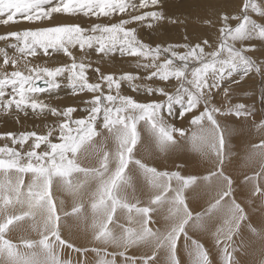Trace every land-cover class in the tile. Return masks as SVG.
I'll return each mask as SVG.
<instances>
[{
	"label": "snow or ice",
	"instance_id": "6c2138e0",
	"mask_svg": "<svg viewBox=\"0 0 264 264\" xmlns=\"http://www.w3.org/2000/svg\"><path fill=\"white\" fill-rule=\"evenodd\" d=\"M161 7L162 0H0V25H38L0 34V42L5 44L0 47V112L14 111L17 120L21 115L54 118L43 134H0L10 141L0 146V264H72L60 259L58 249L62 248L82 255L91 251L99 257L97 264H117V255L123 258L121 264H156L159 252L165 254L164 264H181L177 255L181 237L191 264H211L208 251L189 235L188 228L203 231L216 220L221 223L213 235L216 245H222L223 264H239L233 238L241 234L248 215L233 196L232 178L223 171L226 135L232 130L222 126L221 119L248 120L255 113L245 103H232L234 90L223 88L227 107L223 103L217 106L215 97L227 79L238 85L251 73L264 76V64L247 54L254 49L249 42H264V23L250 15L264 18V3L242 0L239 14H221L219 42L211 51H205V46L211 47L207 40L203 46H153L139 39L137 29L130 25L151 28L165 19L163 12L156 10ZM56 15L107 18L109 22L89 27L50 23ZM117 17L118 22H111ZM93 53L101 60L116 54L132 58L138 71L105 74L100 67H92ZM54 54H62L70 63L55 67L35 63ZM9 67L13 70L8 71ZM90 69L95 82L90 80ZM65 80L64 86L73 95L91 94L83 102L86 107L57 108L41 98L60 89ZM160 83L165 86H156ZM125 86L135 95L124 94ZM78 111L85 114L75 117ZM185 120L187 128L177 126V121ZM256 127L264 129V120ZM177 136L214 167L203 176L183 175L179 170H159L136 157L145 139L158 152L167 153L179 147ZM252 148L254 155L264 159V140ZM91 159L95 166H84V161ZM133 170L152 190L147 204L129 196V189L135 192ZM261 175L264 164L260 173L245 181H253L252 196L264 198V188L255 183ZM26 176L30 177L27 183ZM93 182L95 188L87 202L92 239L104 247L77 248L61 237V213L52 190L62 188L81 201L63 216L86 219L83 196ZM200 183H215L218 191L213 202L194 213L185 192ZM165 206V226L153 227L158 223L153 215ZM118 213L127 224L118 222ZM25 220L31 221L39 240L14 242L6 238ZM246 227L264 242V223L259 230L251 223ZM139 245L150 246L152 254L139 258L126 255L129 248ZM108 246L120 251L109 253Z\"/></svg>",
	"mask_w": 264,
	"mask_h": 264
},
{
	"label": "rangeland",
	"instance_id": "374dc122",
	"mask_svg": "<svg viewBox=\"0 0 264 264\" xmlns=\"http://www.w3.org/2000/svg\"><path fill=\"white\" fill-rule=\"evenodd\" d=\"M169 1V2H167ZM171 3L174 1L173 4ZM162 0V7L161 8H158L156 10H160L163 12L164 14V17L165 19L162 20V21H159V22H156L153 24V26L151 28H148L147 27V24H144V25H138V24H132L130 25V27H135L137 29V35H138V38L141 39L143 42L146 43L147 40H150L152 42H155V43H160V45L162 44L163 46H167V44H196V43H200L202 46H203V41L207 40L209 42V45H211V47H208V46H205V51H211L215 48V46L218 44V37H219V27L221 25V21H220V16L221 14L223 13H227L229 15H237L239 14V8L242 4V0H214L212 1V5L208 4V2H202V0ZM258 2H261V3H264V0H258ZM204 3V4H203ZM231 3V4H230ZM228 5L227 6V9L224 8V5ZM230 4V5H229ZM165 5V7H164ZM203 5V6H202ZM214 5H218V6H214ZM176 6V7H175ZM232 6V7H231ZM169 7V8H168ZM202 7L205 9V8H208V10H203V12L206 14L204 17L200 18L201 15H202ZM184 8V9H183ZM147 10H152V9H147ZM199 10V11H198ZM173 12V13H172ZM197 12V13H195ZM200 12V13H198ZM172 14V15H171ZM184 14V15H183ZM170 15V16H169ZM250 15H252L253 19H256L257 22H260V23H264V18H260L258 17L256 14L254 13H250ZM64 18L67 16L63 15ZM175 17V18H174ZM190 18V17H195V19H198V22L196 24H198L203 30H204V33L205 35H198V33H196L194 30H192L190 28L189 25H185L184 23H186L185 19L186 18ZM71 18V19H70ZM80 18V19H79ZM78 16L77 17H70V16H67L63 22L61 23H73L74 20H77V23L80 22V24H82L81 26L84 25V27H89L91 24L93 23H96V22H109L107 18H100L99 20H97L96 18H91V20L88 18H85L83 16ZM124 18H127V17H124ZM187 18V19H188ZM70 19V20H68ZM73 19V20H72ZM118 19L119 17L113 19L111 22H118ZM80 20V21H79ZM84 20V21H83ZM87 20V21H85ZM96 20V21H95ZM107 20V21H106ZM184 20V21H183ZM69 21V22H68ZM73 21V22H72ZM79 21V22H78ZM83 21V22H81ZM92 21V22H91ZM76 23V21H75ZM91 23V24H90ZM235 23V21H233V24ZM58 24V23H56ZM179 24V25H178ZM18 26H16L15 28H13V30H18V29H23V28H28V27H35L36 25L34 24H29L27 22H22V23H19V24H16ZM38 26V25H37ZM42 26V25H41ZM175 28V29H174ZM10 30V29H9ZM9 30H3L2 32H0V34H3L4 32H7ZM142 30V31H141ZM165 31V32H164ZM206 32L211 35L209 36L208 34H206ZM210 32V33H209ZM140 33V34H139ZM146 33V34H145ZM192 33L196 36L194 37V35H192ZM179 34V35H178ZM188 34V35H187ZM162 35V36H161ZM152 37V38H151ZM157 37H160L161 39L157 40L155 38ZM213 40H212V38ZM165 38V39H164ZM198 38V40H196ZM211 38V39H210ZM168 40V41H167ZM160 41V42H159ZM163 41L164 43L167 42V44H163ZM171 42V43H170ZM250 44L254 45V49L250 50L247 54L252 56L253 59L257 60L258 63H261V64H264V42L262 41H259V40H254V41H251L249 42ZM152 44V43H150ZM154 46V45H153ZM239 46V44L237 45ZM0 47H5V44L4 42H1L0 43ZM178 50H183V49H178ZM10 51V50H9ZM11 55L12 54V50L9 52ZM75 54H78L79 56V53L78 52H75ZM55 55V54H54ZM53 55V56H54ZM63 56V55H62ZM97 56V55H96ZM99 56H97L96 58H94L93 55H91L90 59L94 58L93 61H96L97 59H100V57L98 58ZM49 60L51 58H45L44 60ZM109 59V58H108ZM113 61H112V60ZM47 60V61H48ZM118 61L120 62H128L131 60V58H127V57H120L118 55ZM134 60V59H133ZM38 61V60H37ZM261 61V62H260ZM109 62H113V63H116V59L114 61V57L110 58L109 59ZM119 62V63H120ZM1 63V62H0ZM37 63V62H35ZM40 64V63H39ZM118 66H120L118 64ZM21 67H23L21 65ZM11 68V67H10ZM8 69V71H12L11 69ZM134 68V67H133ZM135 69V68H134ZM137 70V69H136ZM138 71V70H137ZM143 72V71H142ZM236 80H239V77L237 76L236 77ZM251 81V82H250ZM66 80L64 81V84H63V89H66L67 93H70L71 90L69 88H67L66 86ZM248 85V86H247ZM156 86H165L163 83H160ZM223 88H229L230 90H234V95L232 97V103H245L247 105H249L253 110H254V116L250 117L248 120H244L243 118H241V127L243 128V130H245L244 127H246L247 130H249L252 134L251 138H250V145L251 147L253 145H257L260 143L261 140H264V129H258L256 127V125L260 124V122L262 120H264V102L261 101V96L264 95V76H261L259 74H256V73H251L249 75V77H246L243 81H239V84H235L233 83L232 79H227L224 83H223V86L220 90V94L218 96L215 97V101L217 102V106H220L221 103L224 104L225 107H227V103L224 102V94H223ZM239 90V91H238ZM130 91V89H129ZM131 92V91H130ZM256 92V93H255ZM236 93V94H235ZM72 94V93H70ZM132 94V92H131ZM73 95V94H72ZM134 95V93L132 94ZM251 95V96H250ZM71 96V95H70ZM42 99H44L47 103H49L51 106H56L54 105V103L52 104L53 100H49L47 99L46 97L42 96L41 97ZM138 99L141 98L143 99L142 96H139L137 97ZM47 99V100H46ZM49 100V102H48ZM59 104V103H57ZM68 106L67 107H71L70 105L72 104H67ZM66 106V104H65ZM57 108H64V105L61 106L58 105L56 106ZM74 107V106H72ZM80 114H78L77 116L74 114V116L76 117H79V116H82L83 114L81 112H79ZM257 113V114H256ZM2 115H0V118L2 117L3 121H8L9 124H11L10 127L12 128H20L19 130L20 131H16L15 129H11L13 132H21V130L23 129V131H37L38 133H41L43 134L45 132V130H47V126L51 125L53 122V119L54 118H47V119H44V118H39L37 119V117L33 116V115H29V119L28 117H22L20 116V119L17 120V113H15L14 111L12 112L11 115L9 114H6V116L4 115L5 113L1 112ZM15 115V117H14ZM9 116V118H8ZM34 118H33V117ZM8 118V119H6ZM12 118V120L10 121V119ZM24 118V119H23ZM26 118L28 119V121L26 120ZM30 118L31 119V124L29 123L30 121ZM18 121V123L22 124V126L24 125V127H19V126H15L13 123L15 121ZM22 122H21V121ZM33 120H36V122H33ZM49 120V121H47ZM45 121V122H44ZM222 121H225L224 119H221V122ZM246 121V122H245ZM50 122V123H49ZM34 123V124H33ZM41 123V124H40ZM44 123V124H43ZM177 126L178 127H185L187 128L188 127V123H187V120L185 121H177ZM246 123H249V124H246ZM37 124V125H36ZM247 126H246V125ZM13 125V126H12ZM30 125V126H29ZM37 128V130L35 129V127ZM237 126V125H235ZM252 126V127H251ZM29 127V128H28ZM40 127V128H38ZM43 127V128H42ZM240 127V126H238ZM240 127V130L236 131V132H240L242 131V128ZM42 128V129H41ZM236 130H237V127H235ZM250 128V129H249ZM33 129V130H32ZM239 129V128H238ZM255 129V130H254ZM43 130V131H41ZM12 131H2V129L0 130V134L3 132L4 133H7V132H12ZM234 131V130H233ZM256 132V133H255ZM228 136L229 135H226V142L228 144ZM231 137L233 139H235L237 137V135L234 133V134H231ZM6 143H10V141H6L2 138H0V146H2L4 143L3 141ZM177 140L180 142V145L179 147L175 148V149H171L169 150L167 153H161L159 154L160 152H156L157 150L154 148L152 149H149L151 151V159L148 160V161H145L144 157L141 158L142 156H144L143 152L145 151V154H147V156L145 155V157H148V155L150 154L149 151H147L146 149H148L149 147H146V145H150L151 144L149 142H147V140L141 144V147L142 148H138L137 150V154H136V157L139 158V159H142L145 163H148L150 166H154V167H157L159 170H169V171H173V170H179L181 171V173L183 175H196V176H203L206 174V172L210 169H212L214 166L212 163H210L209 160L207 159H204L202 156H200L198 153L196 152H193L191 149H190V146L187 144V141L184 140V139H181L179 137L178 139V136H177ZM186 142V143H185ZM147 143V144H146ZM227 144H226V147H227ZM185 145V146H184ZM146 147V148H144ZM144 148V149H143ZM151 148V147H150ZM189 148V149H188ZM147 151V153H146ZM187 151V152H186ZM143 153L142 156L139 155V153ZM172 152V153H171ZM190 152V153H189ZM156 154H159V155H155ZM172 154V155H171ZM167 155V156H166ZM170 156V157H168ZM200 156V157H199ZM164 158V159H163ZM227 160H228V156H226ZM225 158L224 160V163L227 161ZM154 159V160H153ZM182 159V160H181ZM204 159V160H203ZM154 161V162H153ZM159 161V162H158ZM188 161V162H187ZM165 162V163H164ZM169 162V163H168ZM190 162V163H189ZM87 162H84V166H92V164H89L90 162H88V164H85ZM196 163H199L200 164V167H202V170L201 172L197 170V172H194V173H191V171L189 170H185V168H187L188 166H192L193 164H196ZM262 164H264V159H262L261 157L258 158L257 160V163H256V167H255V172L250 173L247 172V174H245L246 172L243 171V176L242 174L239 175V178H235L234 176H232V174L228 171H224V173L228 176H230L233 180V196L236 199V190L239 188V187H242L244 185H246L247 183H250V181L246 182L245 181V178L246 177H251L253 175H256L257 173H260L261 172V167ZM164 165V166H162ZM177 165H179V169H177ZM186 165V166H185ZM93 166H95L93 164ZM254 166V165H251V167ZM254 169V167L252 168ZM185 170V171H184ZM187 171V173H186ZM189 171V172H188ZM193 171H195V169H193ZM192 171V172H193ZM205 171V172H203ZM228 172V173H227ZM204 173V174H203ZM250 173V174H249ZM134 176V180L136 178H138L139 176L136 174L135 170H133L132 173H130ZM200 174V175H199ZM203 174V175H202ZM247 175V176H246ZM241 176V177H240ZM261 179V181H260ZM30 180V177L26 176L25 177V182L27 183L28 181ZM262 180L264 182V177L263 175L259 176L257 181H255V183H258L259 186L261 188H264V184L262 183ZM141 181L143 182L144 180L141 178ZM135 183V182H134ZM145 184V182H143ZM94 185V186H93ZM149 191L152 192V190L149 188V186L147 185V183L145 184ZM144 185V186H145ZM91 187V188H90ZM212 187V192L213 193V196L209 199H205L204 201H200L199 203H197V206L196 204L195 205H190V197L189 195L190 194H187L189 193L191 190H194L193 188H190L188 190H186L185 192V196H186V199H187V203H188V206L189 208L195 213V212H201L203 211L209 203L213 202L215 197H216V192L218 191V188L217 186L215 185V183L210 186V189ZM58 188L59 187H54L53 190H52V195H53V199L54 201L57 203V206H58V211H60L61 213V222H60V231H61V237L63 239H65L66 241L72 243L75 245V247L77 248H88V249H91L93 247H101L103 248L104 246L102 244H100L99 242H96V241H93V239H84V240H81V241H75L73 240L70 236H68V234L64 231V225H63V222L68 219V218H73L72 216H63V212L67 211V212H70L71 211V208L76 204V203H79V202H75L73 205H63V208L61 209L60 208V200L62 199L61 196L58 194ZM95 188V184L94 182L91 183L88 188L86 190H90V191H93ZM135 191H136V194L132 193L131 190L129 189V196L130 198L135 196L136 198H138L140 200V202L142 200H144L143 202H141V204H146V201L148 202V199L150 198V196L152 195H141L142 199H140V194L137 195L138 193V188L135 187ZM140 191V190H139ZM193 192V191H192ZM196 192V191H195ZM194 192V193H195ZM148 193V192H147ZM150 194V193H149ZM208 194H210L208 192ZM215 194V195H214ZM188 195V196H187ZM138 196V197H137ZM189 197V198H188ZM260 197V196H258ZM262 198V197H261ZM264 199V198H263ZM89 200V199H88ZM261 201V200H260ZM237 203H240L238 200H237ZM193 206V207H192ZM65 207V208H64ZM69 207V208H67ZM245 210V209H244ZM62 211V212H61ZM246 212V210H245ZM160 213V214H159ZM164 213V214H163ZM247 213V212H246ZM120 213H118V222L121 223V224H126V220L125 218H123L121 221L120 220V216H119ZM157 215V216H156ZM167 215V207L165 208H162L160 209L157 213H155L153 215V219L154 220H157L158 223L155 224V225H152L153 227H160V228H163L166 224V221H165V216ZM250 217H248L249 219ZM120 220V221H119ZM125 220V221H124ZM248 221V220H247ZM245 221V222H247ZM26 222H31L29 220H25L24 222H20L15 228L13 227L12 232L10 231L9 234H7L6 238H9L11 237V239L14 241V242H19L22 238L24 239H33V240H39L40 239V234L36 231H31V234L30 232L29 233H23V231H19L17 228H19L23 223H26ZM245 222L242 223V226L245 224ZM220 224L217 226L219 227ZM110 227H113V230L117 233H119V229L118 228H115L114 226H110ZM242 228V227H241ZM17 230V231H15ZM194 229H192L191 227L188 228V233L190 236H192L194 239H197L198 240V234L195 235ZM12 234V236H11ZM15 234V235H13ZM19 234V235H18ZM22 234V236H21ZM30 235V236H29ZM242 236V233L240 234ZM15 236V237H14ZM18 236V237H17ZM69 237V238H68ZM240 236L237 235V236H234V242L235 240L236 241H239L238 238ZM21 238V239H20ZM20 239V240H19ZM73 241H71V240ZM213 239V240H212ZM212 241L214 242L215 241V238H214V235L212 236ZM89 240V241H88ZM183 237H181L180 241L178 242V247L180 246L181 248L179 249L178 248V251H177V255L178 257L181 255V253H179L182 249V246L184 242H182ZM88 241V242H87ZM201 244H203V246L205 247V249L208 251L209 253V257L211 256V252H215L216 251V248L213 247L212 245H208L206 247V245L202 242V240L199 238L198 240ZM78 242V243H77ZM96 242V243H95ZM242 242V241H241ZM82 243V244H81ZM84 243V244H83ZM216 243V242H215ZM212 244V243H211ZM237 245L239 246H242L241 243H237ZM141 246V245H140ZM140 246H134L132 248H129L127 250V256L129 257H136V258H139V257H142V256H145V255H148L150 256L152 254V248L149 246V247H146L142 245L141 249H140ZM222 246V245H221ZM238 246V247H239ZM138 247V251L136 252V250L134 249V251L132 250L133 248H136ZM144 247V248H143ZM211 247V248H210ZM218 247V246H217ZM219 248V247H218ZM217 248V249H218ZM60 251H63V254L64 255H69V256H65L67 257L68 259H71V260H74L75 263H78V261H83V260H87L88 261V264H97V260L99 259V257L96 256L95 253L89 251L87 252L86 254H80V253H77V252H74L73 250L71 249H68V248H62V249H58ZM108 252L109 253H113V252H118L120 251L119 249L115 248L114 246H108L107 248ZM117 250V251H115ZM214 250V251H213ZM231 251V248L229 249ZM141 251V252H140ZM148 251V252H147ZM163 252H159L157 253V258H156V264H159L160 262V259H161V255H165L164 253L162 254ZM72 257V258H71ZM118 257V259H117ZM75 258V259H74ZM80 258V259H79ZM108 259H110L111 257H106ZM120 258V259H119ZM122 257H120L119 255L116 256V260H117V264H120L121 261H122ZM92 260V261H91ZM212 264V263H211Z\"/></svg>",
	"mask_w": 264,
	"mask_h": 264
},
{
	"label": "bare ground",
	"instance_id": "6f19581e",
	"mask_svg": "<svg viewBox=\"0 0 264 264\" xmlns=\"http://www.w3.org/2000/svg\"><path fill=\"white\" fill-rule=\"evenodd\" d=\"M173 1V0H172ZM212 1L214 0H202V2H208V4L212 5ZM169 2V1H167ZM171 3V1H170ZM174 1L171 3L173 4ZM176 3V2H175ZM174 3V4H175ZM163 4V3H162ZM204 4V3H203ZM231 4V3H230ZM229 4V5H230ZM203 6V5H202ZM214 6H218V5H214ZM227 6L228 5H224V8L227 9ZM165 7V5H164ZM176 7V6H175ZM232 7V6H231ZM169 8V7H168ZM184 9V8H183ZM203 10H208V8H203L202 7V15L200 12V15L202 17H204L206 14L203 12ZM199 11V10H198ZM173 13V12H172ZM197 13V12H195ZM172 15V14H171ZM184 15V14H183ZM66 16V15H65ZM170 16V15H169ZM67 17V16H66ZM65 17V18H66ZM64 16L63 15H56L54 17V19L50 22L52 24H56V23H61L64 21ZM73 18V17H72ZM79 18V16H78ZM175 18V17H174ZM188 18V17H187ZM185 19L186 23H184L186 26L189 25L190 28L192 30H194L196 33H198V35H205L204 33V30L198 25L196 24L198 22V19H195V17H190L188 19ZM71 19V18H70ZM68 19V20H70ZM80 19V18H79ZM88 19V18H87ZM73 20V19H72ZM91 20V19H90ZM77 23V20H74L73 23ZM80 21V20H79ZM78 21V22H79ZM84 21V20H83ZM81 21V22H83ZM87 21V20H85ZM96 21V20H95ZM107 21V20H106ZM184 21V20H183ZM69 22V21H68ZM92 22V21H91ZM67 23V21H66ZM80 24V22H79ZM91 24V23H90ZM82 25V24H81ZM139 25V24H138ZM179 25V24H178ZM16 26L18 25H9V26H3V25H0V32H2L3 30H9V31H12L13 28H15ZM37 26V25H36ZM84 26V25H83ZM87 27V26H86ZM148 27V26H147ZM149 28V27H148ZM175 29V28H174ZM142 31V30H141ZM165 32V31H164ZM6 33V32H4ZM210 33V32H209ZM140 34V33H139ZM146 34V33H145ZM206 34H208L206 32ZM179 35V34H178ZM188 35V34H187ZM192 35H194L192 33ZM209 35V34H208ZM162 36V35H161ZM211 36V35H209ZM194 37H196L194 35ZM152 38V37H151ZM212 38V37H211ZM210 38V39H211ZM157 40L161 39L160 37H157L155 38ZM165 39V38H164ZM198 40V38L196 39ZM213 40V38H212ZM168 41V40H167ZM160 42V41H159ZM1 43V42H0ZM146 43L150 44L152 43L151 45H155V44H158V43H155V42H152L150 40H147ZM161 43V42H160ZM159 43V44H160ZM167 44V42H165ZM164 41H163V44H165ZM171 43V42H170ZM162 45V44H161ZM169 45V44H167ZM194 45V44H193ZM163 46V45H162ZM11 51V50H10ZM9 51V52H10ZM10 54V53H9ZM75 54V53H74ZM12 55V54H11ZM78 56V54H76ZM94 56V58H96L97 56L93 53L92 54ZM118 55L119 54H116L115 57H114V61L116 59V63H113V62H109V59L112 58V57H106L104 58L103 60L100 59H97L96 61H93L94 58H92L91 60L93 61V65L92 67L95 68V67H100L101 69V72L107 74V73H114L116 75H119L123 72H136V68H135V61L131 58L130 61L128 62H120L118 61ZM99 58V57H98ZM109 58V59H108ZM45 58H42L38 61H35L37 63H40L41 65H44V66H50V67H55V66H59V64L61 63H70V60L69 58L65 57V56H62V54H55L51 59H47V60H44ZM112 60V59H111ZM264 60V59H263ZM113 61V60H112ZM0 62L2 63V60H0ZM120 62V63H119ZM259 62V61H258ZM261 62V61H260ZM118 64L120 66H118ZM135 69H134V68ZM10 68V67H9ZM8 68V69H9ZM11 69V68H10ZM12 70V69H11ZM142 72V70H140ZM143 74V72H142ZM89 75H90V80L91 82H95V74L92 72V70L90 69L89 70ZM251 82V81H250ZM63 84H64V81H62V87L58 90H54L52 93L50 94H44L43 96L46 97L47 99H51L53 100L52 104L54 103V105H59L62 106L64 105V108L67 107L68 105L67 104H72L70 105L71 107L74 106L76 108H83V107H86V105L83 103L85 100H88L90 99V95L91 94H79V95H72L70 93H67L66 89H63ZM248 86V85H247ZM239 91V90H238ZM123 92L124 94H131V92L129 91L128 87L125 86L124 89H123ZM256 93V92H255ZM133 94V93H132ZM236 94V93H235ZM71 95V96H70ZM135 95V94H134ZM251 96V95H250ZM139 97V96H137ZM143 97V96H142ZM46 99V100H47ZM141 99V98H139ZM48 100V102H49ZM59 103V104H57ZM66 104V106H65ZM54 106V107H56ZM80 111H78L77 113H75V115L77 116ZM83 115L85 113L81 112ZM12 114V113H11ZM9 114V115H11ZM257 114V113H256ZM0 115L1 112H0ZM6 116V114H4ZM75 116V117H76ZM15 117V115H14ZM22 117V116H21ZM24 117V116H23ZM28 117V116H27ZM33 117V116H32ZM9 118V116H8ZM6 118V119H8ZM34 118V117H33ZM24 119V118H23ZM29 119V117H28ZM28 119L26 118V120L28 121ZM31 119L30 118V121L29 123L31 122ZM39 119V118H37ZM12 120V118L10 119V121ZM241 120V119H240ZM15 121V120H14ZM21 121V120H20ZM49 121V120H47ZM243 121V120H241ZM241 121L235 119V118H230L228 120H225V121H222L221 124L222 126H226L227 128L231 129V134H236L237 137L235 139H233L231 137V134L228 136V144H227V147L225 148V153H226V156H228V160L226 158V162L223 164V169L225 171H228L232 174V176H234L235 178H239V175L242 174L243 176V171H247L251 173H254L255 172V167H256V163H257V160L260 156H257V155H254L253 154V148L251 147V145L249 144L251 141H250V138H251V132L249 130L245 128V130H243V128L241 127ZM22 122V121H21ZM33 122H36V120H33ZM39 122V121H38ZM36 122V123H38ZM45 122V121H44ZM244 122V121H243ZM246 122V121H245ZM32 123V122H31ZM30 123V124H31ZM50 123V122H49ZM52 123V122H51ZM16 127L19 126L21 127L22 124L18 123V121H15L13 123ZM34 124V123H33ZM41 124V123H40ZM44 124V123H43ZM244 124V123H242ZM246 124H249V123H246ZM245 124V125H246ZM37 125V124H36ZM237 125V126H235ZM11 124H9L8 121H3L2 117L0 118V130L2 129V131H12L11 129H15L16 131H20L19 129L20 128H12L10 127ZM13 126V125H12ZM30 126V125H29ZM34 126V125H33ZM240 126L242 128V131L240 132H236L238 130H240ZM247 126V125H246ZM24 127V125L22 126ZM35 127V126H34ZM237 127V130L236 128ZM252 127V126H251ZM25 128V127H24ZM29 128V127H28ZM40 128V127H38ZM43 128V127H42ZM41 128V129H42ZM239 128V129H238ZM35 129L37 130V128L35 127ZM250 129V128H249ZM33 130V129H32ZM234 130V131H233ZM255 130V129H254ZM23 131V129L21 130ZM31 131V129H30ZM35 131V130H34ZM38 131V130H37ZM43 131V130H41ZM13 132V131H12ZM46 132V130H45ZM4 133V132H3ZM17 133V132H16ZM256 133V132H255ZM2 134V133H1ZM178 139H179V136H178ZM3 141V140H2ZM146 141V139H145ZM144 141V142H145ZM148 142V141H147ZM181 142V141H180ZM180 142H179V145H180ZM3 143H5L3 141ZM7 143V142H6ZM186 143V142H185ZM147 144V143H146ZM188 144V143H187ZM111 147V145H109ZM181 146V145H180ZM185 146V145H184ZM146 147H149L148 149H146L147 151H149V155L148 157H145V155L147 156V154H145V151L142 153H139V155L142 156V154L144 156H142L141 158L144 157L145 161H148L151 159V151L149 149H152L153 146L151 145H146ZM144 147V148H146ZM151 147V148H150ZM140 148L141 145H140ZM143 148V149H144ZM154 149V148H153ZM189 149V148H188ZM146 151V153H147ZM158 152V151H156ZM187 152V151H186ZM138 152H136L137 154ZM172 153V152H171ZM190 153V152H189ZM161 154V153H159ZM159 154H156L155 155H159ZM172 155V154H171ZM167 156V155H166ZM170 157V156H168ZM200 157V156H199ZM164 159V158H163ZM152 160V159H151ZM154 160V159H153ZM182 160V159H181ZM204 160V159H203ZM84 162H87L85 164H88V162H90L89 164H93L95 165L96 161L94 159H91V160H87V161H84ZM154 162V161H153ZM159 162V161H158ZM188 162V161H187ZM165 163V162H164ZM169 163V162H168ZM190 163V162H189ZM251 165H254L251 167ZM164 166V165H162ZM186 166V165H185ZM214 166V165H213ZM254 167V169H252ZM261 167V166H260ZM193 169H195V171H193ZM185 170H189L191 171V173H194V172H197L202 170V167H200V164L199 163H196V164H193L192 166H188L187 168H185ZM184 170V171H185ZM188 171V172H189ZM193 171V172H192ZM205 172V171H203ZM227 172V173H228ZM247 172L245 174H247ZM187 173V171H186ZM249 173V174H250ZM204 174V173H203ZM202 174V175H203ZM200 175V174H199ZM247 176V175H246ZM254 176V175H253ZM241 177V176H240ZM264 177V175H263ZM258 179V178H257ZM257 181V180H256ZM261 181V179H260ZM135 182V187H137L139 190H138V193L137 195L140 194V197L141 195H151L152 192L149 191L148 187L145 185V184L141 181V178L138 177L134 180ZM262 183L264 184L263 180H262ZM95 184V183H94ZM145 185V186H144ZM94 186V185H93ZM262 187V186H261ZM91 188V187H90ZM150 188V187H149ZM194 190H191L189 193L187 194H190L189 197H190V205H195L197 206V203H199L200 201H204L205 199H209L213 196V193L212 192V187L210 189V186H207L203 183H200L198 184L197 186H194L192 187ZM218 188V187H217ZM252 188H253V181H250V183H247L246 185L242 186V187H239L237 190H236V202L237 200L240 202L241 206L246 210L247 212V215L248 217H250L248 219L247 222H245V224L242 226L241 228V233H242V236L239 235L240 237L238 238L239 241H236L235 240V244L234 246L237 248V251L234 253V256H235V259L237 261H239V264H260L261 260H264V242H262L257 236H255L254 234H252L248 228L246 227V225L248 223H251L253 227H256L258 230L261 226L262 223H264V199L261 198V197H258V196H252ZM136 189V188H135ZM151 189V188H150ZM131 190V189H130ZM193 191V192H192ZM196 191V192H195ZM92 191L90 190H85V195L83 196V202L85 203V210H84V216L86 217V219H80V218H77L75 216H72L73 218H68L66 219L64 222H63V225H64V231L68 234V236H70L73 240L75 241H81V240H84V239H92V233H93V229L91 227L92 225V216H91V213L88 209V199L90 197V193ZM129 192V191H128ZM132 192V190H131ZM148 192V193H147ZM195 192V193H194ZM208 192L210 194H208ZM133 193V192H132ZM150 193V194H149ZM58 194L61 196V201H63V205H73L75 202H81L80 200L77 199V197H75L72 193L62 189V188H58ZM130 194V193H129ZM134 194H136V191L134 192ZM147 195V196H148ZM215 195V194H214ZM188 196V195H187ZM138 197V196H137ZM144 197V196H143ZM188 197V198H189ZM142 199V197L140 198ZM261 200V201H260ZM144 200H142L141 202H143ZM206 201V200H205ZM146 204H147V201H146ZM167 206H165L166 208ZM193 207V206H192ZM65 208V207H64ZM69 208V207H67ZM10 211V210H9ZM62 212V211H61ZM160 214V213H159ZM164 214V213H163ZM119 216L121 217L120 220L123 221L122 219L124 218L123 214H119ZM157 216V215H156ZM2 215H0V219H2ZM119 220V221H120ZM126 220V219H125ZM124 220V221H125ZM24 222V221H23ZM127 222V221H126ZM221 223L220 220H216L214 223H209L208 226H207V229L206 230H203V231H199V230H193L195 235H197L201 240L202 242L206 245V247L208 245H212L213 247L216 248V251L215 252H211V256H210V260H211V263L212 264H223V261H222V258H221V248L222 246H218L216 245L215 241L213 242L212 240V236H213V233H215L216 231V228L217 226ZM127 224V223H126ZM31 222H26V223H23L19 228H17L19 231H23V233H29L31 234ZM15 228V227H14ZM13 229V228H12ZM17 231V230H15ZM12 232V230H11ZM117 232V231H116ZM9 234V233H8ZM15 235V234H13ZM19 235V234H18ZM12 236V234H11ZM16 236V235H15ZM14 236V237H15ZM22 236V234H21ZM30 236V235H29ZM18 237V236H17ZM69 238V237H68ZM198 238V240H199ZM11 239V237H10ZM21 239V238H20ZM19 239V240H20ZM212 239V240H211ZM71 240V239H70ZM71 240V241H73ZM89 241V240H88ZM87 241V242H88ZM94 241V240H93ZM242 241V242H241ZM77 242V243H78ZM97 242V241H96ZM95 242V243H96ZM181 242V241H180ZM182 242H184V240H182ZM212 243V244H211ZM237 243H241L242 246H239L237 245ZM82 244V243H81ZM84 244V243H83ZM184 245V243H183ZM140 246V245H139ZM145 246V245H143ZM239 246V247H238ZM142 245L140 246V249H141ZM146 247H149V246H146ZM138 247L136 248H133L132 250L134 251V249L136 250V252L138 251L137 249ZM144 248V247H143ZM179 249L181 248L180 246L178 247ZM205 248V247H204ZM211 248V247H210ZM218 248V249H217ZM117 251V250H115ZM214 251V250H213ZM59 252V256H60V259L61 260H65V261H71L72 264H78V263H75L74 260H71V259H68L67 257L65 256H69V255H64L63 254V251H60L58 250ZM139 252V251H138ZM141 252V251H140ZM148 252V251H147ZM181 253V255L179 256V259H180V262L181 264H191L190 262V258L188 257L187 255V251L186 249L184 248V246H182V249L181 251L179 252ZM210 253V252H209ZM163 254V253H162ZM126 255H128L126 253ZM72 258V257H71ZM75 259V258H74ZM80 259V258H79ZM118 259V257H117ZM120 259V258H119ZM164 260H165V255H161V259H160V262L159 264H164ZM92 261V260H91ZM121 264V263H120Z\"/></svg>",
	"mask_w": 264,
	"mask_h": 264
}]
</instances>
